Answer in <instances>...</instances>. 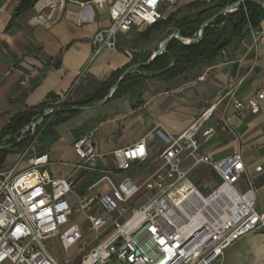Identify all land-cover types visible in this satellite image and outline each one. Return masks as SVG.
Masks as SVG:
<instances>
[{"label": "crops", "instance_id": "0c3cea01", "mask_svg": "<svg viewBox=\"0 0 264 264\" xmlns=\"http://www.w3.org/2000/svg\"><path fill=\"white\" fill-rule=\"evenodd\" d=\"M23 1L0 0V130L13 115L44 102L50 93L72 100L94 93L133 57L132 51L126 48L104 50L92 59L94 35L111 23L106 7L99 9L89 1L80 0H39L13 20L16 8ZM193 1L196 0H179L169 12ZM260 31H264V21L251 29L239 44L223 51L212 65H199L170 81L150 79L141 95L134 92L110 99L58 125L57 139L46 151L50 158L47 172L54 177L72 176L74 165L79 161L73 142L94 131L97 150L103 154L99 159L100 168L108 170L116 183L128 177L135 184H142L161 166L159 156L167 146L156 128L177 136L207 112L198 137L201 153L209 154L214 160L241 153L246 173L236 187L242 192L252 184L257 190V209L264 212V100L258 112L245 109L240 113L226 100L220 102L231 86L235 87L238 98L247 99L264 85V39L258 38ZM165 40L162 38L142 51L152 56ZM58 56H61L59 67L47 65V60ZM209 130L213 133L205 136ZM144 137L147 160L134 162V170L129 173L117 172L111 152ZM16 156L18 153L9 155L6 165L12 164ZM190 165V160L185 161V168ZM204 170L211 168L201 164L190 171L195 176L190 179L197 187L196 175ZM99 173L74 174L75 191L79 194L68 196L72 197L74 206L77 196L91 187L102 196L109 192L107 181L94 186ZM137 199L142 204L147 197L138 196L133 202ZM95 212L106 210L99 204ZM76 220L88 228L84 215H76ZM218 264H264V228L235 242Z\"/></svg>", "mask_w": 264, "mask_h": 264}, {"label": "built area", "instance_id": "2783aa9c", "mask_svg": "<svg viewBox=\"0 0 264 264\" xmlns=\"http://www.w3.org/2000/svg\"><path fill=\"white\" fill-rule=\"evenodd\" d=\"M178 1L89 0L99 9L106 7L111 19L93 37L92 59L104 50H118L119 35L155 24L163 18L165 6L172 8ZM257 34L264 39V31ZM66 100L62 97L58 106ZM224 100L238 113L245 109L258 112L264 85L247 99L238 98L231 86L220 102ZM58 108H48L47 114ZM206 119L207 112L177 136L156 128L167 146L159 156L161 166L139 185L128 177L116 183L108 170L100 168L103 154L97 150L94 131L74 140L79 161L69 177L47 172L49 155L36 151L35 139L0 171V264H211L235 242L263 229L264 212L257 209L256 188L250 184L241 192L236 187L246 173L242 154L214 160L201 153L198 137ZM212 133L209 130L204 135ZM111 154L116 171L129 173L134 162L148 158L146 137ZM187 160L191 161L189 168L184 167ZM201 164L209 166L220 180L208 194L189 176ZM96 172L103 175L94 186L107 181L109 192L102 196L91 187L72 206L68 196L76 192L74 174ZM138 196L147 200L133 202ZM99 204L105 213L95 212ZM78 214L85 216L88 228L76 220ZM52 238H58L64 257L52 252L48 245Z\"/></svg>", "mask_w": 264, "mask_h": 264}, {"label": "trees", "instance_id": "16d2710c", "mask_svg": "<svg viewBox=\"0 0 264 264\" xmlns=\"http://www.w3.org/2000/svg\"><path fill=\"white\" fill-rule=\"evenodd\" d=\"M38 1H23L16 8L12 19H16L23 12L34 7ZM238 2L239 0L231 2L227 0H196L180 7L175 12H171L167 18L158 20L144 31L137 32L129 40L124 39V34L119 35L118 50L123 51L126 48H131L132 60L124 68L115 71L111 80L105 82L100 89L78 100L68 99L59 106L57 102L60 98L54 93H50L44 102L12 116L9 122L0 130V145L16 142L24 129L27 127L30 129L25 133L28 137L14 148L0 150V171L6 166L9 155L27 147L35 139L40 143L38 153H46L50 145L57 139L56 127L81 112L76 107L91 106L102 101L128 67L149 60L151 54H141L138 50L142 43L151 42L156 33H165L163 37L165 40L172 33V29L176 28L181 31L182 37L193 38L198 36L203 23L217 15L205 27L203 37L199 41L186 44L177 38H173L167 49L149 65L129 72L110 99L134 92L141 95L145 83L150 79L159 78L170 81L199 65H212L223 51L232 45L239 44L251 29L259 27L264 21V0H259V2L248 0L239 4ZM231 4L235 5L229 11H225V8ZM169 28L170 30L167 31ZM46 62L48 66L59 67L61 56L49 59ZM56 107L59 108L47 115L37 126L35 133L31 135L32 123L44 113L45 109Z\"/></svg>", "mask_w": 264, "mask_h": 264}, {"label": "water", "instance_id": "95a60500", "mask_svg": "<svg viewBox=\"0 0 264 264\" xmlns=\"http://www.w3.org/2000/svg\"><path fill=\"white\" fill-rule=\"evenodd\" d=\"M243 1H248V0H239L238 4L243 2ZM251 1H254V2H259V0H251ZM235 4H231V5H228L226 8H225V11H229L231 8H233ZM217 15L213 16L212 18L208 19L205 23L202 24L201 26V29H200V32L198 34V36L196 37H193V38H184L182 37L181 35V31L179 29H176V28H173L172 29V33L169 35V37L160 45V47L158 48V50L149 58V60H147L146 62H141V63H136V64H133L131 65L130 67H128L124 72L123 74L120 76V78L114 83V85L111 87V89L109 90L107 96L100 102L94 104V105H91V106H84V107H76V109L82 111V110H85V109H93V108H97L103 104H105L113 95L114 91L116 90V88L120 85L121 81L123 80V78L131 71H135L137 68H140V67H144V66H147L149 65L158 55L162 54L168 47L170 41L173 39V38H177L179 40H181L182 42L186 43V44H189V43H192V42H197L199 41L202 37H203V33H204V29L205 27L211 23L215 17ZM170 30L167 29V31ZM48 112V108L44 110V113L34 122L32 123L31 127H32V130H31V135H33L36 131V128L37 126L44 120V118L48 115L47 114ZM26 133V130L24 129L22 131V134L20 135V137L16 140V142H13V143H4V144H1L0 145V150L1 149H11V148H14L16 145H18L22 140H24L25 138L28 137V135L25 134Z\"/></svg>", "mask_w": 264, "mask_h": 264}, {"label": "rangeland", "instance_id": "374dc122", "mask_svg": "<svg viewBox=\"0 0 264 264\" xmlns=\"http://www.w3.org/2000/svg\"><path fill=\"white\" fill-rule=\"evenodd\" d=\"M174 7L175 6H173L172 8H167V6H165V8H164V10L162 11V15H163V18L162 19H165V18H167L168 16H169V14H170V10L171 11H173L174 10ZM173 9V10H172ZM145 30V29H144ZM144 30H140L139 28H133L130 32H127V33H125L124 34V39L125 40H129V39H131V37L134 35V34H136L137 32H142V31H144ZM163 38V34H161V32L160 33H156L155 35H154V39L151 41V42H148V43H142L141 44V46H140V49L138 50V52H141V54H143L144 52L142 51V49L143 48H146V47H151L152 45H154V44H156L157 43V41H160V39H162ZM129 49V51H132L131 50V48H128ZM140 54V53H139ZM39 146H40V143L38 142V140H37V142H36V144H35V147H36V151L38 152L39 150ZM24 149V148H23ZM23 149H21V150H19V151H17L16 153H14V154H17L18 153V155L22 152V150ZM17 158L19 157V156H16ZM16 158V159H17ZM11 164V163H10ZM9 165V164H8ZM26 165V160L25 161H23L22 162V166H25ZM102 173L100 174L99 173V175L97 176V177H95V179H94V182L95 181H97L99 178H101L102 177ZM194 174H191L190 175V178L193 180L194 179ZM220 180H219V178L213 173L212 174V171L211 170H204V171H200L199 172V174H197L196 175V179H195V182L197 183V185L199 186V187H201L200 189H201V191L204 193V194H208L211 190H212V188H213V186H212V184H214V183H218ZM104 184L105 183H102V185L104 186ZM101 185V186H102ZM77 193L79 194V192L78 191H76L75 192V194L74 195H77ZM70 202L72 203V206H74V202H73V199H72V197L70 196ZM81 215V214H80ZM80 217L81 216H79V219H80ZM235 244V243H234ZM48 245H49V247L51 248V250H52V252L58 257V258H62V257H64V251L62 250V248L60 247V245H59V240H58V238H52V239H50L49 241H48ZM233 246V245H232ZM231 246V247H232ZM230 247V248H231ZM220 259V258H219ZM218 259V260H219ZM218 260H215V261H213L211 264H218ZM111 264H120V263H111Z\"/></svg>", "mask_w": 264, "mask_h": 264}]
</instances>
